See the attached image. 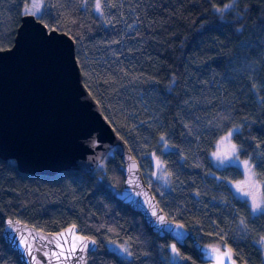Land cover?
Masks as SVG:
<instances>
[{"label": "trees", "instance_id": "16d2710c", "mask_svg": "<svg viewBox=\"0 0 264 264\" xmlns=\"http://www.w3.org/2000/svg\"><path fill=\"white\" fill-rule=\"evenodd\" d=\"M44 1L41 20L76 41L85 85L142 170L141 161L161 158L169 186L150 187L168 217L201 243H228L238 261L264 264V215L229 185L240 168L211 158L239 125V157L251 158L264 180V0H99V12L97 0ZM29 2L0 0V48L13 45ZM122 165L108 154L92 173L50 176L0 158V264H23L3 235L7 218L46 231L77 225L98 243L88 264H201L192 240L175 244L190 259L174 260V241L117 197ZM113 242L133 255L122 259Z\"/></svg>", "mask_w": 264, "mask_h": 264}, {"label": "water", "instance_id": "95a60500", "mask_svg": "<svg viewBox=\"0 0 264 264\" xmlns=\"http://www.w3.org/2000/svg\"><path fill=\"white\" fill-rule=\"evenodd\" d=\"M43 25L41 19L24 14L13 45L0 48V158L15 160L23 173L52 176L62 171L92 173L108 154H116L124 174L117 197L141 213L155 233L180 246L192 240L202 255L201 264H218L215 256L226 248L235 264H244L228 243H201L185 226L177 227L182 223L168 217L129 144L85 85L76 41L59 29L49 35ZM154 210L158 215L162 210L172 223L161 224L152 215ZM3 235L23 264H88L98 248L97 240L79 232L75 224L46 231L7 218ZM214 248L219 252L212 253Z\"/></svg>", "mask_w": 264, "mask_h": 264}, {"label": "snow or ice", "instance_id": "6c2138e0", "mask_svg": "<svg viewBox=\"0 0 264 264\" xmlns=\"http://www.w3.org/2000/svg\"><path fill=\"white\" fill-rule=\"evenodd\" d=\"M231 7H232V5L228 4V5H225V8L223 10L217 9V11H227V10L231 9ZM96 10H97V12L101 11V4H100L99 0H97V3H96ZM24 14L25 15H32V16L36 17L37 19H41L42 15H43V13L41 12V5L32 4L31 7L25 8ZM43 27H44L46 33L49 35H56L58 33V29L56 27H52L50 33H48V31H47L49 28L48 25L45 24V25H43ZM233 132L238 133L239 129L237 128V129H234L233 131H229L227 133V135L224 136L220 141L221 145L225 144V142L228 143V145H229L228 151H221L218 147V150L216 152L212 153V155L215 157V159L220 162L218 167L219 166H226L225 161H227V166H232V165L240 166V161H239L240 149L237 147L236 144L231 143ZM161 139H163V137ZM157 166L158 167L162 166L159 159L157 160ZM261 166L264 167V161L261 162ZM243 168L252 174L253 180L257 179L255 177V174H254L253 165H251L248 160L243 161ZM242 174H244V173L242 172ZM232 187H233L234 194L243 193V196L240 198H245V197H249V196L252 197V202H251L250 208L252 210L253 215H256L257 213L264 215V207H262V204H264V201L258 202L256 197L251 192H246L240 183H236ZM257 187H259V185H257ZM152 215L157 216V220L161 224L172 223V221L166 219L165 215L162 213V210H161V214H159V215L154 210ZM9 223H11V221H9ZM177 227L182 229L184 227V225L178 224ZM167 230L172 231L171 228H168ZM177 235L182 238L185 234L184 233H177ZM92 243L95 244V241H92ZM113 243H115V242H113ZM261 243H264V240H262ZM74 247H75V245H73V248ZM84 247H87V245H84ZM169 247H170L171 252L174 254L173 255L174 260H176L178 258L179 259H190L187 257H182L181 253L179 252V250L177 249L175 244H172ZM112 252L116 253L122 259H127L128 257H131L133 255V253L126 246H122L121 249H119V250L113 248ZM217 252H219V249H216V248L212 249V253H217ZM125 254H126V256H125ZM61 255H63V253H61ZM209 255H211V253H209ZM215 258L217 259L218 264H224L225 260H227L229 262V264H235V262L232 261V251H231V249H228V248L225 249V251L223 252L222 255H217V256H215Z\"/></svg>", "mask_w": 264, "mask_h": 264}, {"label": "rangeland", "instance_id": "374dc122", "mask_svg": "<svg viewBox=\"0 0 264 264\" xmlns=\"http://www.w3.org/2000/svg\"><path fill=\"white\" fill-rule=\"evenodd\" d=\"M32 4L41 5V12H43V9H44V6H45V1L44 0H30V2L26 4V8L31 7ZM239 127L240 126L237 125L235 128H233L230 131H233L234 129H237ZM227 133L219 138V140L217 142L216 149L213 150L212 153L216 152L218 150V147H219V149L221 151H228L229 145H228L227 142H225V144H223V145L220 144L221 139L224 136H226ZM231 143H234L233 139H232ZM212 153H211V158L213 159V162L216 164V166H218L220 164V162L215 159V157L212 155ZM158 159L161 162V165H162L161 167L157 166V160ZM245 160H248L249 163L251 165H253L254 174H255V177L257 179L253 180L252 174L249 173L246 169L243 168V161H245ZM239 161H240V166H238V167L240 168V170L244 174H242V177L239 178V179L228 181V183L231 186L232 190H233L232 186H234L236 183H240L241 186L245 189L246 192H251L256 197L258 202L264 201V194H263L264 180H261V179L258 178L252 159L251 158L243 159V158L239 157ZM141 162H142V165H143L144 175L146 177V180H148L147 181L148 184L150 185L151 183H157V185L159 186V189L164 192L165 189L169 186V174L166 171L161 158H159L157 156H153L147 162H144V161H141ZM225 165L227 166V161H225ZM226 166H219V167H226ZM257 185H259V187H257ZM235 195L240 198V197L243 196V193L235 194ZM241 199L247 200L249 205H251V202H252V197L251 196L245 197V198H241ZM262 207H264V204H262ZM262 240H264V237L261 238L258 243H259V245H260V247H261V249L263 251V257H264V243H261ZM109 245L112 246L113 248L117 249V250L121 249L122 246H126V247L129 248V244L128 243L115 242V243H112V244H109ZM129 250H130V248H129ZM125 256H126V254H125Z\"/></svg>", "mask_w": 264, "mask_h": 264}]
</instances>
